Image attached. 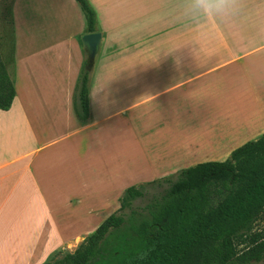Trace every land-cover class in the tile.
Returning a JSON list of instances; mask_svg holds the SVG:
<instances>
[{"label": "crops", "instance_id": "crops-1", "mask_svg": "<svg viewBox=\"0 0 264 264\" xmlns=\"http://www.w3.org/2000/svg\"><path fill=\"white\" fill-rule=\"evenodd\" d=\"M17 1L27 0L14 8ZM88 1L102 38L81 122L73 84L84 59L58 60L61 53L29 47L27 38L22 51L12 17L15 97L0 111V264H45L77 249L126 188L222 162L264 134V2L221 3L247 18L228 12L221 32L191 35L183 32L190 0Z\"/></svg>", "mask_w": 264, "mask_h": 264}, {"label": "trees", "instance_id": "trees-1", "mask_svg": "<svg viewBox=\"0 0 264 264\" xmlns=\"http://www.w3.org/2000/svg\"><path fill=\"white\" fill-rule=\"evenodd\" d=\"M75 1L86 32H96L89 1ZM12 2L4 0L2 9L0 111L15 97ZM92 69L84 59L73 95L80 121L89 115ZM143 198L144 205H134ZM118 205L73 253L59 251L45 264H264V134L222 162L128 187Z\"/></svg>", "mask_w": 264, "mask_h": 264}, {"label": "rangeland", "instance_id": "rangeland-1", "mask_svg": "<svg viewBox=\"0 0 264 264\" xmlns=\"http://www.w3.org/2000/svg\"><path fill=\"white\" fill-rule=\"evenodd\" d=\"M3 1L4 0H0V3H3ZM14 2L15 0L12 2V17L15 16L18 34L17 40L18 43L20 41L22 51L28 48L26 43H30L29 47L35 46L38 48V46H40V49L47 52L48 55H50L51 52L61 53L62 55L58 58V60H68L70 57L72 63H74L75 56L78 57V59L80 57L83 59L87 58V54L81 42V37L85 30L86 23L77 2L74 0H27L24 5L25 7H22L21 2L17 1L16 8H14ZM224 2H228V5L233 6V8H237L241 5V3L243 5L250 3L257 5L264 2V0H206L205 3H201L199 0H190L188 7L186 6L183 10V32H189L191 35L221 32V27L218 26L217 21H219V17H221V15L228 12L233 18H237L236 20H243L247 18L246 13L249 11L238 9L225 11L220 9L221 3ZM24 10L26 11V14H23ZM178 14L179 21L176 18ZM187 19H189L188 26ZM174 20L175 30L179 27V32H181V11H174ZM2 28V7L0 5V33ZM240 28L241 27H239V30ZM22 38H27L29 40L26 43H22ZM0 48V50H3L2 47ZM51 59V57L48 58V60ZM82 64L83 62L79 67V72ZM99 64L100 57L96 56L90 79L93 74L94 67L99 66ZM79 72L75 79V83L73 84V95ZM13 112H18L16 107L13 109ZM73 118L76 122H81L77 118L74 108ZM149 192H153V190H149ZM146 202L147 199H137L134 202V205L142 206ZM113 203L115 202L110 201L107 205L111 207ZM104 209L105 207L103 210ZM117 209L118 207L111 210V213L115 212ZM101 218L102 217L99 216V219ZM79 240L80 239L75 242L77 243ZM75 250L76 249L73 248L72 250L62 252L73 253Z\"/></svg>", "mask_w": 264, "mask_h": 264}, {"label": "water", "instance_id": "water-1", "mask_svg": "<svg viewBox=\"0 0 264 264\" xmlns=\"http://www.w3.org/2000/svg\"><path fill=\"white\" fill-rule=\"evenodd\" d=\"M101 38L102 35L98 31L86 33L81 37L82 46L87 54V60L90 65L94 64L95 58L99 51Z\"/></svg>", "mask_w": 264, "mask_h": 264}, {"label": "clouds", "instance_id": "clouds-1", "mask_svg": "<svg viewBox=\"0 0 264 264\" xmlns=\"http://www.w3.org/2000/svg\"><path fill=\"white\" fill-rule=\"evenodd\" d=\"M199 2H201V3H205V2H206V0H199Z\"/></svg>", "mask_w": 264, "mask_h": 264}]
</instances>
